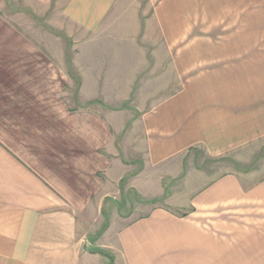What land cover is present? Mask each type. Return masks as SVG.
I'll list each match as a JSON object with an SVG mask.
<instances>
[{
    "label": "crops",
    "instance_id": "obj_1",
    "mask_svg": "<svg viewBox=\"0 0 264 264\" xmlns=\"http://www.w3.org/2000/svg\"><path fill=\"white\" fill-rule=\"evenodd\" d=\"M251 1L235 39H264V0ZM194 2L26 0L33 15L80 41L84 55L129 62L147 54L141 38L166 40V54L177 57L165 86L176 89L126 116L130 135L120 152L111 117L67 106L50 75L35 78L46 67L37 69L34 49L18 53L21 59L0 48V264H103L98 257L109 264H264V58L244 64L239 56L248 51L234 48V62L195 72L194 49L179 47L196 38L185 20ZM95 65H73L78 98L84 87H99ZM226 155L237 168L197 170L198 158ZM164 178L172 183L166 194ZM126 189L144 201L120 214L115 195L126 198ZM98 213L121 217L104 230L115 232L106 252L92 249L102 246L93 235Z\"/></svg>",
    "mask_w": 264,
    "mask_h": 264
},
{
    "label": "rangeland",
    "instance_id": "obj_2",
    "mask_svg": "<svg viewBox=\"0 0 264 264\" xmlns=\"http://www.w3.org/2000/svg\"><path fill=\"white\" fill-rule=\"evenodd\" d=\"M156 1L160 2L161 0ZM251 2V0H195L194 7L188 10L189 16L185 17V20L188 19V22L191 23V32L194 33L196 38L194 40L179 41V47H183L185 42H188L189 47L194 49L195 54L189 59L194 61L195 72L212 69V67H217L218 63L234 62L236 58L234 48H243L248 51L244 52L247 55L239 56V59H243L244 64L249 61V64L255 63L257 65V61L260 60L261 56L264 58V39H235L236 23L241 18L248 19L246 16L250 15L248 10L251 9ZM25 3L26 0H0V48L9 52H17L18 56H21L18 53L22 50L34 49L33 58L37 69L42 66L46 67L45 72L37 70L35 78L46 80L47 76L50 75L52 92L58 94L61 89V95H63L65 93L63 91H66L67 106L77 105V108L82 106V110L87 112L92 108L96 112L98 111L100 115L104 113L103 118L104 116L105 118L106 116L111 117L109 121L114 128H111V134L112 138L115 135L113 141L116 150L119 149L121 152V148H123L126 152L125 144L128 143V135H130V123L124 126L126 116L129 113L137 116L142 107H150L152 105L150 104V97L165 95L176 89V87L168 88L165 86L176 76L170 63L171 60L177 57L166 54L167 41H152L148 38H141L138 41L139 46L142 49H148L147 54L132 56L130 59L132 64L131 61H126L128 56L84 55L80 52V41L76 42L74 38L56 29L49 23L48 16L38 15L37 13L33 15L31 9L27 8ZM256 9L260 10V8ZM148 13L149 20L153 14V8L148 9ZM239 24H241V21ZM245 26L249 25L244 24L243 27ZM151 33H154L153 27L147 31L148 36ZM156 47L160 49L158 51H161V54L151 53L150 49ZM62 50L64 54H62ZM225 50L227 52H224ZM20 58L26 57L21 56ZM80 62L89 66L96 64L98 70L91 74L97 76L99 87H84L83 91H86V93L83 92L82 96L78 98L75 81L78 79L79 72L73 70V65L75 63L80 64ZM120 63H122L121 66ZM101 65H104L103 68H101ZM106 68L108 70H104ZM83 75L90 76V72H83ZM64 79L67 83L65 87H62ZM159 84H162V86L160 87ZM96 91L97 93H95ZM92 94L95 97L91 96ZM92 98L98 100L95 101ZM75 99H81L82 103L80 104V100L79 104L75 103ZM61 101L63 102V98H61ZM125 107H127V110L123 109ZM127 155H129L128 152ZM260 156L263 157L264 152L260 153ZM260 156L258 158H262ZM252 159L253 161L251 160L250 163L246 164L248 168L256 165L254 159H257V155L255 154ZM234 161L232 155L211 159L200 157L196 162H202V167L194 165L200 171L217 170L221 172L237 168ZM163 181L166 183L164 186V193L166 194L170 192L172 183L168 178H164ZM179 187L178 190H181L182 185H179ZM122 194L116 193V200H114L116 211L120 214L127 213L124 211L126 208L123 205L127 207L128 203H131L133 207L141 199L135 195L133 197L127 189L123 195L127 199L123 198ZM140 201L144 200L141 199ZM164 201L165 199L159 200V204L164 203ZM146 202L150 201L147 200ZM103 211L102 213H104ZM98 215L100 225L93 235L100 236L102 246L98 245L92 247V249L106 252L105 242L108 239L113 240L115 232L104 230L108 221L112 222L111 228L114 229L118 224L117 220H121V217L117 215L113 219V216L106 213L103 214L104 217L99 213ZM98 259L104 261L103 264H109L110 262L109 258L98 257Z\"/></svg>",
    "mask_w": 264,
    "mask_h": 264
}]
</instances>
